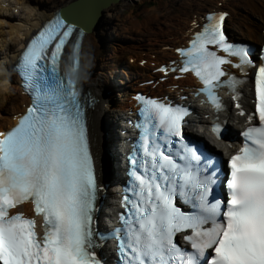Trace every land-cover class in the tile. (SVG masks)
<instances>
[{
	"label": "snow or ice",
	"instance_id": "1",
	"mask_svg": "<svg viewBox=\"0 0 264 264\" xmlns=\"http://www.w3.org/2000/svg\"><path fill=\"white\" fill-rule=\"evenodd\" d=\"M225 15L209 14L190 47L177 49L184 57L180 70L191 69L203 81L200 91L217 109L221 102L213 89L239 81H221L227 75L222 65L231 61L208 45L238 57L234 66L241 71L253 65L245 46L226 40ZM74 28L57 15L17 64L32 102L14 127L0 133V264H103L95 252L98 185L78 99L79 59L71 60V74L60 67ZM79 50L77 39L74 52ZM254 93L259 124L244 130L243 146L227 161L226 200L212 197L220 182L213 158L184 141L187 110L143 101L142 156L131 160V196H124L127 211L114 230L118 264H264V54L255 68ZM173 144L179 145L175 153ZM177 198L193 211H182ZM29 199L43 217L42 233L34 217L10 211ZM178 233L191 251L175 241Z\"/></svg>",
	"mask_w": 264,
	"mask_h": 264
},
{
	"label": "bare ground",
	"instance_id": "2",
	"mask_svg": "<svg viewBox=\"0 0 264 264\" xmlns=\"http://www.w3.org/2000/svg\"><path fill=\"white\" fill-rule=\"evenodd\" d=\"M53 1L54 0H51V2ZM73 1L75 0H66L63 3H56V6H51L48 8L46 6L41 7L40 2L31 0H0V27L3 26V18L1 17H4V12L7 15V11L11 8V5H13L12 3L17 2L18 4H22V7L25 10V16L22 19H20L18 22L9 23L10 37L12 39L16 37L19 38L20 44L18 46L7 44V40L2 37L3 32L0 29L1 49L6 47V49L9 50V53L4 57L3 60H1L2 57L0 58V93L5 94L8 92L11 96V105L9 110L4 109L6 111V115H0V130L11 126L16 119V116L14 119H12L13 114H17L18 111H22L24 109V105L29 102V97L22 92L20 78L14 71H12L16 61L17 52L20 50V48L24 47V39L29 37L34 31L38 30L46 19L54 15L53 11L56 8L66 4L68 5ZM128 1L133 0H120L118 4L113 3L105 7L100 13V16L102 17L99 26L94 28L92 31L87 32L82 41V68L79 72V81L85 86V88L90 89L93 95L98 98L100 96L101 98L106 99L104 97L105 93H102L103 88L116 93L117 88L119 86L123 87L125 84H127V82L132 79L134 70L139 68L137 64L127 65V68L123 70L126 76L122 78V84L120 85L117 84V79L119 70L123 69V60L121 58V60H117L115 62L112 61V63L104 62L102 71L100 74L97 73L96 68H99L100 61H107L106 53L110 49L114 51L113 56L116 55L114 57H118L121 49L125 48L126 46L123 40L126 41L130 38V40H136L132 45L130 44L128 46L130 61L133 58L138 60L141 58H148L149 61H155L156 63L160 61L161 63L166 59L177 57L174 53V47L183 43V37L184 39L188 38L186 35L193 32L191 29L194 27V25L190 23L194 20H199V15H201L204 10L209 9V6L219 7V5L222 4V8L224 6L229 7L232 12L228 16V21H230L233 26L236 27L235 29L240 30V32L242 31L244 36L256 42L264 41V33L262 30L264 23V0H184L183 3H180L179 5V8L183 11L181 16H187L186 18H183V22H180V20L177 19L178 17H167L164 20L157 22L159 27H156V29H145L144 27H141L142 29L144 28V30L141 29L142 31H134L130 26L126 25L124 22H121L122 19H117L115 17L121 12L120 9L117 10L116 6ZM53 4H55V1ZM241 8L246 9L245 14L250 13L248 17H253V19H255L252 23L253 26H251L252 24L250 21H248V19H243L242 21V17L237 15L240 13L239 10ZM7 18L12 19L8 15ZM259 18L262 19V22L259 24H254L258 22L257 20H259ZM152 19L151 11H149L146 13L142 23H144L146 27L152 22ZM115 20H119V22L115 23ZM138 23V21H132V24L136 27L140 26ZM113 26H116V29L119 30V34L115 35L114 37L108 34L109 30L112 29ZM169 35L172 38V44L166 39V36L169 37ZM152 36L159 37V39H161L163 42L140 44L143 43L145 39L149 40V38H153ZM113 43H117V45H113ZM168 45H173L171 50H169L167 47ZM138 70V74L143 75L145 70L149 69L142 68ZM144 75L150 77V75H152V70H149V72ZM146 79L147 78L143 80ZM15 91H17L19 94H15ZM111 97L113 99L115 96L112 95ZM131 104L132 101L128 95L124 103L118 105L115 109L116 111H126L128 107L131 106ZM105 111L106 107L102 105L101 102L90 110V129L93 140L92 144L94 142L96 148L102 144V141L99 140L100 119L104 115ZM112 126L113 123H111V127ZM110 139H114L112 132ZM120 139H122L121 136ZM111 147V152L113 151L114 155H116V151L119 150L120 147L116 149L114 144H112ZM108 166L110 170L113 168L112 164L109 162Z\"/></svg>",
	"mask_w": 264,
	"mask_h": 264
},
{
	"label": "rangeland",
	"instance_id": "3",
	"mask_svg": "<svg viewBox=\"0 0 264 264\" xmlns=\"http://www.w3.org/2000/svg\"><path fill=\"white\" fill-rule=\"evenodd\" d=\"M34 1L40 2V6L41 7L46 6V7L50 8L51 6H56V3H63L66 0H54L55 4H53L54 1L51 2V0H34ZM183 1L184 0H135V1L133 0V1H128L126 3H121V4L116 6L117 10L120 9L121 12L119 14H117V16H115V17L117 19H122L121 22H124L126 25L130 26L131 29H133L134 31H137V30L142 31V30H144V28L145 29L149 28V26L145 27V24L142 23V21L144 20L146 13L151 11L152 18H153L152 19V23L156 24L154 26L156 28V27H159L157 22L160 21V20H164L167 17H174V18L176 17L177 18V17L181 16V13L183 11H182V9L179 8V5H180V3H183ZM12 4L15 6L18 3L14 2ZM14 6H13V9H14ZM21 6H22V4H21ZM241 11H242L243 16H244V14L246 12V9L242 8ZM249 14H245V16L243 18L248 19V21H250V23L252 24L253 20H255V19H253V17H248ZM3 15H4V17H1L3 19L4 18L5 19H9V18H7V15L9 17H11L12 19L6 20V21H4V20L2 21L3 23H7V26L3 25V26L0 27V29L3 32L2 37L5 40H7V41L9 40V42L7 44H13L14 46H18L20 44L19 38L16 37V38L12 39L10 37V34H9V30H10L9 23L18 22L20 19H22L25 16V10H24L23 7H19V6L16 7L15 6V10L12 11V6H11V8L7 11V15L5 14V12H4ZM238 16L242 17V15H238ZM254 17H256V16H254ZM12 20H14V21H12ZM132 21H138L139 22L138 25H140V26L139 27L134 26L132 24ZM257 21L258 22L254 23V24H258L260 21H262V19L259 18V20H257ZM118 22H119V20H115V23H118ZM141 27H144V28L142 29ZM113 28L110 29L109 32H108V34L111 35L112 37H114L115 35L119 34V30L116 29V26L115 27L113 26ZM135 41H136L135 39L134 40H130V38L128 40H126V41L123 40V42H124V44L126 46H125V48L121 49L122 53L119 52V56L118 57H114L116 55L113 56V54H114L113 52L114 51L112 49H110L106 53L107 61H103V62L100 61L99 68H96V72L100 74V72L102 71V69L104 67V64H103L104 62L105 63L106 62L112 63V61L115 62V61H117L120 58L123 59V60H127V58H128L127 55H128V52H129V47L128 46L130 44L132 45ZM144 42H148V40L144 41ZM113 45H117V43H115V44L113 43ZM1 48H2V46H0V58L7 56V54L9 53V50H7L6 47L3 48V49H1ZM3 50H6V53H4ZM145 66H147V64ZM10 92H12V91H10ZM14 93L15 94H19V93H17V91H15ZM10 99H11V96H10V94L8 92H6L5 94H1L0 93V115L1 116H3L6 113L5 110H9L10 105H11L10 104L11 103ZM6 102H7L8 105L6 104ZM109 107L111 108L113 106L110 105Z\"/></svg>",
	"mask_w": 264,
	"mask_h": 264
},
{
	"label": "water",
	"instance_id": "4",
	"mask_svg": "<svg viewBox=\"0 0 264 264\" xmlns=\"http://www.w3.org/2000/svg\"><path fill=\"white\" fill-rule=\"evenodd\" d=\"M120 0H75L70 4L62 6L60 14L69 23L74 24L77 28L84 30L86 33L97 28L100 24V13L102 10L113 4L119 3Z\"/></svg>",
	"mask_w": 264,
	"mask_h": 264
}]
</instances>
